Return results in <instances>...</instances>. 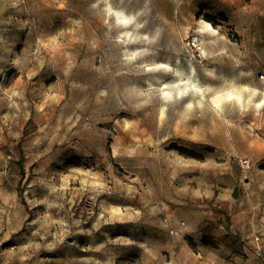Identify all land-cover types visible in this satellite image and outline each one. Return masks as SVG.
Masks as SVG:
<instances>
[{"label": "rangeland", "instance_id": "1", "mask_svg": "<svg viewBox=\"0 0 264 264\" xmlns=\"http://www.w3.org/2000/svg\"><path fill=\"white\" fill-rule=\"evenodd\" d=\"M262 54L264 0H0V264H264Z\"/></svg>", "mask_w": 264, "mask_h": 264}, {"label": "built area", "instance_id": "2", "mask_svg": "<svg viewBox=\"0 0 264 264\" xmlns=\"http://www.w3.org/2000/svg\"><path fill=\"white\" fill-rule=\"evenodd\" d=\"M199 42H200V37H199L198 35L194 36L193 39H192V43H193V45H197V44H199ZM241 165H242L244 168L249 167V165H250V159H247V158L242 159V160H241ZM256 240H259V237H256ZM257 252H258V255H259V256H263V253H262V251H261L260 248L257 250Z\"/></svg>", "mask_w": 264, "mask_h": 264}, {"label": "trees", "instance_id": "3", "mask_svg": "<svg viewBox=\"0 0 264 264\" xmlns=\"http://www.w3.org/2000/svg\"><path fill=\"white\" fill-rule=\"evenodd\" d=\"M222 16H223V18L226 19V16H225L224 14H223ZM208 18H209L210 21H212V22L215 20V17H214V16H209Z\"/></svg>", "mask_w": 264, "mask_h": 264}, {"label": "bare ground", "instance_id": "4", "mask_svg": "<svg viewBox=\"0 0 264 264\" xmlns=\"http://www.w3.org/2000/svg\"><path fill=\"white\" fill-rule=\"evenodd\" d=\"M209 25H210V24H209ZM210 28H212L211 25H210ZM209 30H210V29H209Z\"/></svg>", "mask_w": 264, "mask_h": 264}, {"label": "crops", "instance_id": "5", "mask_svg": "<svg viewBox=\"0 0 264 264\" xmlns=\"http://www.w3.org/2000/svg\"><path fill=\"white\" fill-rule=\"evenodd\" d=\"M262 56L264 57V54H262Z\"/></svg>", "mask_w": 264, "mask_h": 264}]
</instances>
